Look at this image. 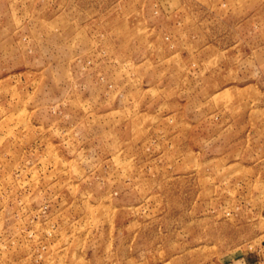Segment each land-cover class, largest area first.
Instances as JSON below:
<instances>
[{"label":"rangeland","instance_id":"obj_1","mask_svg":"<svg viewBox=\"0 0 264 264\" xmlns=\"http://www.w3.org/2000/svg\"><path fill=\"white\" fill-rule=\"evenodd\" d=\"M0 264H264V0H0Z\"/></svg>","mask_w":264,"mask_h":264},{"label":"crops","instance_id":"obj_2","mask_svg":"<svg viewBox=\"0 0 264 264\" xmlns=\"http://www.w3.org/2000/svg\"><path fill=\"white\" fill-rule=\"evenodd\" d=\"M256 16L252 15V14H247L246 16H243L242 18H239L238 20H236V18L232 19V22H236V23H240L242 31V34H244V38H246L247 43H251L252 44H248L249 45V51H250V55L251 53L254 52L253 49L254 48V44H255V39H256V33H254V27H255V23H256ZM220 38V37H217ZM211 47H214L216 49V52H220L221 50H224V44L220 45V42L217 41L215 44L214 43H209ZM253 46V47H251ZM254 54V53H253ZM184 117H188L187 115L184 114Z\"/></svg>","mask_w":264,"mask_h":264}]
</instances>
